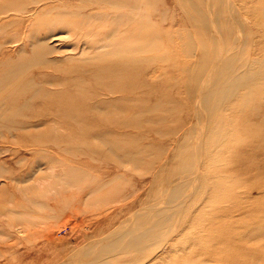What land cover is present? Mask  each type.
<instances>
[{
    "label": "rangeland",
    "instance_id": "1",
    "mask_svg": "<svg viewBox=\"0 0 264 264\" xmlns=\"http://www.w3.org/2000/svg\"><path fill=\"white\" fill-rule=\"evenodd\" d=\"M49 1L0 0V264H264V0Z\"/></svg>",
    "mask_w": 264,
    "mask_h": 264
},
{
    "label": "bare ground",
    "instance_id": "2",
    "mask_svg": "<svg viewBox=\"0 0 264 264\" xmlns=\"http://www.w3.org/2000/svg\"><path fill=\"white\" fill-rule=\"evenodd\" d=\"M49 1V0H48ZM55 1H57V0H51V1H49L50 3L51 2H55ZM82 3V2H81ZM80 4V3H79ZM60 6H67V7H71V6H77L78 4H73V3H71V2H67V3H64V2H62V3H60L59 4ZM80 5H82V4H80ZM79 20V19H78ZM47 26H49V27H47ZM47 26H45L44 24H38L37 25V28L34 30V33H33V41H34V43H31L30 44V46H32L33 47V51H32V55H33V57L30 59V61H29V63H28V67L30 66V63H31V65L33 66V65H36V63L37 64H39L40 65V63L44 60V58H45V56H47V55H49V54H51V51L49 50V49H47L45 46H43V45H41V35H43L44 34V36L45 35H49V34H52L54 31H55V28L56 29H66L67 27L70 29V25H67L66 27H63V26H61V25H56V27H54V26H52V24H51V26H50V24L49 25H47ZM51 27V28H50ZM67 28V29H68ZM84 28V27H83ZM33 30L31 31V32H33ZM35 38V39H34ZM32 41V42H33ZM41 41V42H40ZM38 66V65H37ZM26 67V66H25ZM11 80V79H10ZM7 86V85H6ZM6 89V88H5ZM60 109V108H59ZM195 196V195H194ZM190 206V205H189ZM20 232H22V231H20ZM104 260H106V259H104ZM119 260V259H118ZM114 262H117V260H113V261H110V262H107V263H104V264H114ZM118 264V263H117Z\"/></svg>",
    "mask_w": 264,
    "mask_h": 264
}]
</instances>
